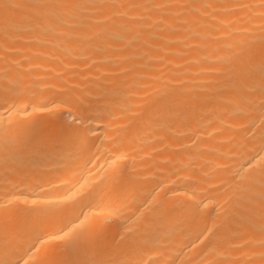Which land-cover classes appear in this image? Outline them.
Returning <instances> with one entry per match:
<instances>
[{
	"label": "bare ground",
	"instance_id": "bare-ground-1",
	"mask_svg": "<svg viewBox=\"0 0 264 264\" xmlns=\"http://www.w3.org/2000/svg\"><path fill=\"white\" fill-rule=\"evenodd\" d=\"M0 264H264V0H0Z\"/></svg>",
	"mask_w": 264,
	"mask_h": 264
}]
</instances>
